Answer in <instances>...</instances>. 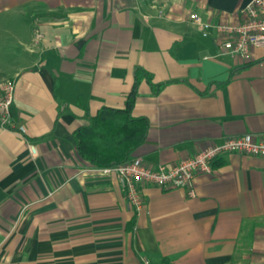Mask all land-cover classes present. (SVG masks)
Here are the masks:
<instances>
[{
	"label": "crops",
	"instance_id": "0c3cea01",
	"mask_svg": "<svg viewBox=\"0 0 264 264\" xmlns=\"http://www.w3.org/2000/svg\"><path fill=\"white\" fill-rule=\"evenodd\" d=\"M248 1L0 0V78L14 80L0 264H264V154L222 152L193 195L138 184L137 210L73 137L137 80L132 113L148 128L132 158L170 166L227 136L264 138V46L222 51L189 19L238 22Z\"/></svg>",
	"mask_w": 264,
	"mask_h": 264
},
{
	"label": "built area",
	"instance_id": "2783aa9c",
	"mask_svg": "<svg viewBox=\"0 0 264 264\" xmlns=\"http://www.w3.org/2000/svg\"><path fill=\"white\" fill-rule=\"evenodd\" d=\"M242 18L238 22H211L197 12L189 13V19L203 35H212L220 49L242 58H249L255 47L264 46V0H249L240 9ZM14 96V80L0 78V120L5 124ZM23 127L21 130L23 131ZM29 151L36 154V146L28 143ZM222 152L264 154V138L256 139L250 134L227 136L220 143H210L190 156L179 159L175 164L163 163L153 167L136 156L129 160L96 167L103 172L113 173L121 185L126 187L127 197L139 210L142 206L138 184L152 182L161 188L184 187L190 195L195 193L194 182L198 172H209L211 161Z\"/></svg>",
	"mask_w": 264,
	"mask_h": 264
},
{
	"label": "trees",
	"instance_id": "16d2710c",
	"mask_svg": "<svg viewBox=\"0 0 264 264\" xmlns=\"http://www.w3.org/2000/svg\"><path fill=\"white\" fill-rule=\"evenodd\" d=\"M136 92L137 80L123 107L103 106L74 131L78 154L94 167L131 159L130 153L144 140L148 120L132 113ZM161 263L170 264L169 258L163 257Z\"/></svg>",
	"mask_w": 264,
	"mask_h": 264
}]
</instances>
